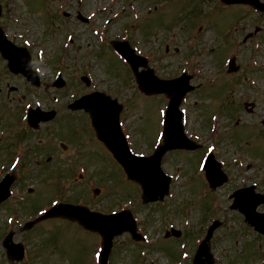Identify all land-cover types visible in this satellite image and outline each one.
Returning <instances> with one entry per match:
<instances>
[{
  "label": "rangeland",
  "instance_id": "rangeland-1",
  "mask_svg": "<svg viewBox=\"0 0 264 264\" xmlns=\"http://www.w3.org/2000/svg\"><path fill=\"white\" fill-rule=\"evenodd\" d=\"M44 1L0 0L3 9L7 7L2 26L19 38L30 27L32 38L42 44L34 46L31 40L29 47L36 68L43 73V85L33 86L22 75L11 73L0 56V179L13 169L14 151H27L15 171L18 179L13 196L0 205V264H98V233L57 218L29 231L20 230L37 212L58 200L101 212L133 211L146 243L136 244L129 234L118 236L108 264H192L197 245L215 218L223 221L211 240L219 264L264 263V252L259 250L264 238L231 209L233 199L229 197L233 189L250 184L264 193V15L258 17L245 7L223 9L219 0H170L156 11L148 8L162 0H141L136 8L133 0H129L131 6L128 0H85L88 7L83 13L91 17L86 25L57 12V0H49L52 8L47 12ZM107 5H111L108 11L102 8ZM72 9L77 7L67 6L64 11ZM135 15L141 17L136 21ZM256 27L261 33L259 42V33L253 38L248 35L243 42ZM64 37L67 50L61 47ZM115 38H127L139 52L149 55L161 77L177 75L189 66L192 82L204 84L182 106L187 134L203 147L167 153L163 169L172 176V183L170 197L161 202L142 203L141 189L126 179L110 152L94 138L87 113L67 107L82 93L104 91L124 104L123 128L133 152L150 154L160 142V112L168 99L140 91L128 65L108 44L102 46L101 41ZM41 52L43 57L37 61ZM233 53H237L240 71L219 73L224 59L226 69ZM61 56L67 83L58 89L51 82ZM218 73V79L207 85L203 81ZM85 74L91 79L90 86L80 79ZM35 105L58 111L55 119L38 130L25 121L27 108ZM217 110L220 117L213 116V120L210 117ZM210 148L229 176L215 191L209 190L202 170ZM5 161L8 165L2 172ZM93 187H100L101 193L94 196ZM170 227L184 230L182 237L164 236ZM10 230L15 231L14 241H22L27 248L28 256L22 262L7 258L3 239ZM242 248L250 250V255L243 258Z\"/></svg>",
  "mask_w": 264,
  "mask_h": 264
},
{
  "label": "water",
  "instance_id": "water-1",
  "mask_svg": "<svg viewBox=\"0 0 264 264\" xmlns=\"http://www.w3.org/2000/svg\"><path fill=\"white\" fill-rule=\"evenodd\" d=\"M226 3L248 2L255 7L264 10V3L259 0H222ZM1 15V4H0ZM112 44L117 48L132 65L136 74L141 90L147 94L166 93L170 98L165 114L163 143L160 144L155 152L149 156H137L129 150L126 138L119 125V116L123 105L117 99H112L109 95L102 92H94L83 96L71 105L73 109L84 108L90 113L93 125L98 137L112 150L115 158L124 167L128 178L139 183L143 188V199L145 202L157 199H163L169 191L170 176L166 175L161 168L163 155L171 149L185 148L194 150L201 145L190 140L184 133L182 123L183 113L180 105L185 94L193 89L189 85V76L177 77L175 79H160L154 74L151 68L139 71L140 66L147 67L148 61L142 56L136 55L127 41L115 40ZM0 49L9 60L8 66L11 71L22 72L27 78L35 83L40 84L39 76L31 70L30 57L25 48L17 47L7 40L3 30L0 27ZM239 66H235V58L231 60L229 71H236ZM87 83L89 80L84 78ZM57 86H63L64 81L61 76L54 83ZM55 111L43 112L39 108L30 109L29 123L33 127H38L41 120L52 119ZM206 177L213 189L222 185L227 176L221 169L214 154L210 153L206 158L205 165ZM15 179L14 176L7 175L0 183V201L10 195V186ZM254 186L237 190L233 193L235 197L233 208H239L245 213L246 220L255 226L258 231L264 232V213L256 211V207L264 202V195L256 194ZM67 217L77 220L88 229L98 231L103 236V249L100 254V261L106 264L109 257L112 240L115 235L124 231H130L134 238H142L136 233V222L130 210H124L119 213L103 215L90 211L87 207L72 204H58L44 212L34 221L25 225L26 229L31 228L37 222L50 217ZM221 224L215 220L208 228L205 239L198 248L194 259V264H213V255L210 252L209 241L214 230ZM180 235L179 231H174ZM13 232L4 240V246L7 248L8 255L11 259H22L24 246L21 243L13 242Z\"/></svg>",
  "mask_w": 264,
  "mask_h": 264
},
{
  "label": "snow or ice",
  "instance_id": "snow-or-ice-1",
  "mask_svg": "<svg viewBox=\"0 0 264 264\" xmlns=\"http://www.w3.org/2000/svg\"><path fill=\"white\" fill-rule=\"evenodd\" d=\"M160 115L163 116V115H164V112L161 111V112H160ZM162 135H163V134H162ZM208 151H213V149L210 148V149H208ZM53 203H55V201H54ZM97 255H99V254H97Z\"/></svg>",
  "mask_w": 264,
  "mask_h": 264
}]
</instances>
